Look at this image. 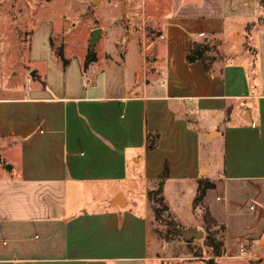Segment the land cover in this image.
Returning <instances> with one entry per match:
<instances>
[{
    "label": "crops",
    "instance_id": "crops-1",
    "mask_svg": "<svg viewBox=\"0 0 264 264\" xmlns=\"http://www.w3.org/2000/svg\"><path fill=\"white\" fill-rule=\"evenodd\" d=\"M80 1L64 4L83 11ZM107 1L113 13L124 4L116 54L103 26L94 62L63 45L65 66L56 57L31 76L37 84L0 96V264H206L211 249L180 234L204 233L192 206L200 180L213 185L202 205L223 227L214 263L264 262L263 0ZM241 32L249 55L187 63L193 42ZM155 191L177 235L152 230Z\"/></svg>",
    "mask_w": 264,
    "mask_h": 264
},
{
    "label": "rangeland",
    "instance_id": "rangeland-1",
    "mask_svg": "<svg viewBox=\"0 0 264 264\" xmlns=\"http://www.w3.org/2000/svg\"><path fill=\"white\" fill-rule=\"evenodd\" d=\"M82 10L71 12V7L64 4V0H0V96L9 97L20 93L29 83L37 84L31 78L32 72L42 76L43 70L50 62L55 61L56 53L64 45L67 56L79 59L87 56L89 51L88 40L91 31L107 26V51L115 53L113 43L116 41L114 30L118 21L117 16L124 10V4L117 6L116 14L111 12L107 0H81L76 2ZM264 3V0H263ZM264 17V8L260 14ZM259 15V16H260ZM258 18L248 21L245 25L248 32L255 23L260 24ZM243 24V23H242ZM148 25V24H146ZM145 25V26H146ZM264 29V25L262 26ZM146 32L152 31L145 27ZM246 34H234L232 38L211 40L208 44V58L215 59L220 64L234 60V55L242 58L243 54L251 52L250 43L246 42ZM96 43L92 53L97 56L104 42ZM51 42V44H50ZM99 43V44H98ZM119 46L123 47L117 41ZM112 47V48H111ZM96 49V50H95ZM130 76V71H128ZM91 84L90 80H85ZM22 89V90H21ZM19 90V91H18ZM203 148L202 150H204ZM211 162L220 167V149L216 147ZM163 220L167 215L162 213ZM162 221L154 222L152 230L166 235ZM212 228V227H211ZM204 229V237L211 235L216 240L220 238L218 229ZM191 254L200 256V247H195ZM246 256V254H241ZM207 262V261H206ZM262 262V263H260ZM248 259L224 260L220 264H264L263 261Z\"/></svg>",
    "mask_w": 264,
    "mask_h": 264
},
{
    "label": "trees",
    "instance_id": "trees-1",
    "mask_svg": "<svg viewBox=\"0 0 264 264\" xmlns=\"http://www.w3.org/2000/svg\"><path fill=\"white\" fill-rule=\"evenodd\" d=\"M51 44V42H50ZM52 45V44H51ZM209 48L208 45L205 43H195L193 42L191 45V49L188 51L186 54V61L187 63H193L197 60L202 61L203 63H210L213 64L215 63V59L208 58L207 52ZM57 59H59L62 63L63 66H65L66 62L63 59V54H62V48L56 53ZM96 60L95 55L92 52H88L86 58H85V64L84 66H87L88 64L94 62ZM158 135L154 134L152 136H148V144H147V151L152 150L157 141ZM166 176V170L164 171L162 177ZM213 185L210 184L208 181L205 180H200L198 182V188L196 195L193 199L192 206L194 209H198L201 214V219L203 221L205 229L210 230V228H215L217 227L216 222L211 218L208 210L202 205V199L205 196V193L207 190L212 189ZM153 195H149L150 199L153 201L155 204V209H154V216L156 220H161L165 223L168 229V233L171 235H177L178 233V227L167 218V220H163L162 213H165L167 211V207L163 202V199L159 196L158 192H153ZM211 228V229H212ZM219 233H220V238L216 240L213 236L211 235H206L204 238V246L207 248H210L213 254V259L208 260L206 264H215L214 259L220 258L224 254V244H223V227H217Z\"/></svg>",
    "mask_w": 264,
    "mask_h": 264
},
{
    "label": "water",
    "instance_id": "water-1",
    "mask_svg": "<svg viewBox=\"0 0 264 264\" xmlns=\"http://www.w3.org/2000/svg\"><path fill=\"white\" fill-rule=\"evenodd\" d=\"M101 30L99 28H96L92 31L91 36L88 40V47L89 51L92 52L95 46V43L98 41L100 37ZM34 75V72L31 73V76ZM1 163V159H0ZM6 170H10V167L8 165H5ZM180 234L183 236L184 241L189 242L193 239L200 240L203 239L204 233L202 231H196L194 229H187L185 231H180Z\"/></svg>",
    "mask_w": 264,
    "mask_h": 264
},
{
    "label": "built area",
    "instance_id": "built-area-1",
    "mask_svg": "<svg viewBox=\"0 0 264 264\" xmlns=\"http://www.w3.org/2000/svg\"><path fill=\"white\" fill-rule=\"evenodd\" d=\"M161 38V37H160ZM243 253V248H241L240 250H239V255H241Z\"/></svg>",
    "mask_w": 264,
    "mask_h": 264
}]
</instances>
